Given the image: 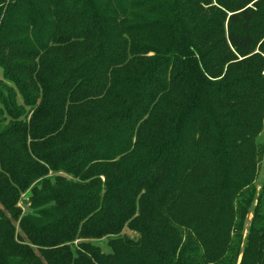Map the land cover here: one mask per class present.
Returning <instances> with one entry per match:
<instances>
[{
	"label": "trees",
	"instance_id": "1",
	"mask_svg": "<svg viewBox=\"0 0 264 264\" xmlns=\"http://www.w3.org/2000/svg\"><path fill=\"white\" fill-rule=\"evenodd\" d=\"M257 20L264 0H0V68L33 108L0 97V264H264V184L243 250L239 223L264 155ZM205 197L215 223L231 205L226 246L200 257L189 233L170 259Z\"/></svg>",
	"mask_w": 264,
	"mask_h": 264
},
{
	"label": "rangeland",
	"instance_id": "2",
	"mask_svg": "<svg viewBox=\"0 0 264 264\" xmlns=\"http://www.w3.org/2000/svg\"><path fill=\"white\" fill-rule=\"evenodd\" d=\"M262 13V11H260ZM259 23V27L257 31L255 32V35L257 38H261L264 36V23L261 20H257ZM263 40V39H262ZM261 40V41H262ZM260 46L257 47V50ZM258 52V51H257ZM240 57V56H239ZM243 59L242 55L240 57V60ZM247 64V63H246ZM10 71L6 69L0 68V97L1 98H6L9 99L12 95L15 96L17 100V105L19 109H22L21 113L23 114L21 119L22 120H28L33 112V108L27 107L24 101V95H22L19 85L14 84V82L10 81L8 78L6 79L5 76ZM239 73V72H238ZM263 78H264V73H263ZM258 142L260 145L264 147V119H263V127L262 131L258 136ZM56 174L50 173V175L47 177V179H50L52 181L55 180ZM70 180H74L73 178L70 177ZM43 180H39L35 185L36 186H41ZM264 184V155L261 158V165L259 167L258 171V176L255 182V189H256V196H255V201L249 208L247 213H244L245 210H243L240 213V218H239V223L241 224L242 221V230L240 232L241 237H242V243H241V248L242 250L245 248L246 244L248 243L249 235H250V229L254 221L255 217V207L257 205V197L259 195L260 190L262 189ZM30 198L31 194L27 193L25 194L20 202H19V207L20 210L22 211V217L23 216H35L37 213L36 209H31V203H30ZM27 200V205H23L22 201ZM219 198L217 197H205L203 200L201 199L199 202H201L199 205H197L193 211L190 212L189 217L192 216L193 214H201L203 215L201 219L202 222L198 223L195 225L194 230H186L184 228V232L180 234L179 230L175 232L177 234V239L180 240V251L175 253H170L169 258L176 261L178 258L181 257V250L183 248L184 243L188 240L189 233L193 234V237L197 240L199 243L197 247L201 249V254L200 257L206 256L208 252H220V249H223L226 246V232L229 228V225L232 222L233 218V213L231 211V205L228 203L225 207V210L223 214L221 215L220 220L221 222H213L212 217L213 215L216 216L218 213V205H219ZM206 210H208L206 212ZM239 216V215H238ZM21 217V218H22ZM19 231V230H18ZM20 234L25 237L24 234L20 232ZM201 234L205 239L201 241L200 236L198 235ZM127 236L126 238L132 240L134 243H140L143 239L141 235L138 232L131 231L129 229H126L122 236ZM120 237V236H119ZM118 237H107L101 240H80L77 241V243H91L95 247L99 248L103 253L105 254H110L112 252L111 248L109 247V241L111 239H115ZM75 243V244H77ZM146 246H149L150 250L152 251V257L160 260L161 258L164 257L162 254L163 250L159 248L153 238H149L147 241H145ZM149 244V245H148ZM186 245V244H185ZM251 249L253 252L264 249V244L261 243V241L257 238L254 237L253 243L251 244ZM36 255L39 256L40 253L36 252ZM200 257L195 258L196 261H204V259H201ZM242 260V254L239 256L238 263ZM205 264H208L205 262Z\"/></svg>",
	"mask_w": 264,
	"mask_h": 264
},
{
	"label": "water",
	"instance_id": "3",
	"mask_svg": "<svg viewBox=\"0 0 264 264\" xmlns=\"http://www.w3.org/2000/svg\"><path fill=\"white\" fill-rule=\"evenodd\" d=\"M27 203H28L27 200H23V201H22V204H23V205H27Z\"/></svg>",
	"mask_w": 264,
	"mask_h": 264
}]
</instances>
